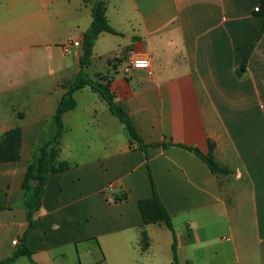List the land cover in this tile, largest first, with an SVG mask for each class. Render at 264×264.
Returning a JSON list of instances; mask_svg holds the SVG:
<instances>
[{
  "label": "crops",
  "instance_id": "0c3cea01",
  "mask_svg": "<svg viewBox=\"0 0 264 264\" xmlns=\"http://www.w3.org/2000/svg\"><path fill=\"white\" fill-rule=\"evenodd\" d=\"M96 1L0 0V135L22 129L20 160L0 163V264L24 246L36 264H264L260 0H106L116 34L97 38L84 71L104 67L90 77L109 84L148 148L98 93L77 91L59 156L71 168L49 177L24 241L28 163L82 71V46L64 63L56 47L83 44ZM133 58L149 59L151 73H125ZM7 108L23 112L9 122ZM183 147L211 153L229 173L215 175ZM153 185L176 240L166 225L144 223L139 203L154 197Z\"/></svg>",
  "mask_w": 264,
  "mask_h": 264
},
{
  "label": "trees",
  "instance_id": "16d2710c",
  "mask_svg": "<svg viewBox=\"0 0 264 264\" xmlns=\"http://www.w3.org/2000/svg\"><path fill=\"white\" fill-rule=\"evenodd\" d=\"M260 6L259 12L261 11L264 14V0H260ZM102 33L116 34L107 18L106 0H97L92 6V23L89 29L85 32L83 38L82 56L80 58V66L82 71L80 72L77 79L67 86V91L57 107L56 113L53 117L54 133L52 138L48 141H40L37 144L26 169L22 184V201L24 207L26 208L28 229L24 235V241L28 239V237L37 227L35 216L42 207V200L49 177L71 168V164L60 161L59 156L61 152V142L66 133L64 115L76 109L77 101L75 99V93L77 91L88 86L94 92L98 93L103 101L107 104L112 114L116 116L128 130L131 140L134 139L137 141L138 145L145 150L148 148V145H146L139 137L136 128L133 125L126 110L115 103V96L111 92L109 84H104L101 82L100 76L92 78L84 71V69L91 65L96 40ZM169 146L177 145L169 144ZM183 148L193 152L195 155L201 158L215 175L229 173L228 170L219 165L211 153L205 155L194 148ZM21 149V127H16L0 135V163L15 162L20 160ZM153 190L154 197L152 199L143 200L139 203L144 223L147 225H166L172 231L174 240H176L171 217L162 201L158 197L154 185ZM142 241L144 243L143 250H148L149 238L145 232H143ZM173 250L175 255V244L173 245ZM22 256L28 257L32 264H36L32 260L31 252L25 246L21 248L12 258L4 262V264H11L17 258Z\"/></svg>",
  "mask_w": 264,
  "mask_h": 264
},
{
  "label": "rangeland",
  "instance_id": "374dc122",
  "mask_svg": "<svg viewBox=\"0 0 264 264\" xmlns=\"http://www.w3.org/2000/svg\"><path fill=\"white\" fill-rule=\"evenodd\" d=\"M73 34H75V35H73ZM76 35H77V32H75V31H73L71 29L70 30L69 29H65V31H64V37H66V38H70V37L76 36ZM56 51H57L56 52L57 58L62 59V62L64 63L67 60L68 57H71L73 55L74 49L71 50L70 54L63 53L61 47H56ZM47 66H48V63H47ZM103 68L104 67H100L99 65L96 68V63H95L92 67L89 68V70H85V71H86V73L88 75L92 76L94 72H96L98 70H103ZM46 70H47V72L49 71L48 67L46 68ZM87 103H88V99L86 97H81L80 98V107H81L80 109H83L84 106H86ZM0 112H1V114L3 113V111H0ZM4 112H5L7 121L12 122L13 120H15V121L17 120L16 119L17 118L16 113L17 112H23V111L22 110L14 111L13 109L7 108V110H5ZM25 112H27V111H25ZM48 132H49V130H48ZM52 133H54V129H53ZM49 137L50 136L45 137V140H48ZM144 255H146V254H144ZM144 257H146V256H144Z\"/></svg>",
  "mask_w": 264,
  "mask_h": 264
},
{
  "label": "built area",
  "instance_id": "2783aa9c",
  "mask_svg": "<svg viewBox=\"0 0 264 264\" xmlns=\"http://www.w3.org/2000/svg\"><path fill=\"white\" fill-rule=\"evenodd\" d=\"M259 8H256L255 11L259 12ZM82 43L79 40L72 39L66 44L62 45V50L65 54H68L73 47H81ZM132 69L136 70H146L150 72L151 64L147 58H133L129 61L128 67L125 70V73L130 72ZM151 73V72H150ZM17 244V241L14 242Z\"/></svg>",
  "mask_w": 264,
  "mask_h": 264
}]
</instances>
